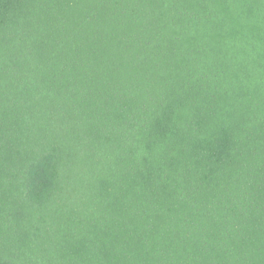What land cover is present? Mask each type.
<instances>
[{"label": "trees", "instance_id": "1", "mask_svg": "<svg viewBox=\"0 0 264 264\" xmlns=\"http://www.w3.org/2000/svg\"><path fill=\"white\" fill-rule=\"evenodd\" d=\"M0 264H264V0H0Z\"/></svg>", "mask_w": 264, "mask_h": 264}]
</instances>
